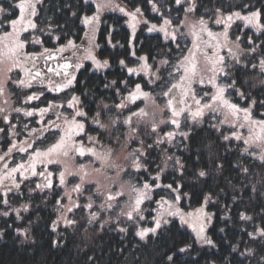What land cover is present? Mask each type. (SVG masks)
I'll return each mask as SVG.
<instances>
[{
	"label": "snow or ice",
	"instance_id": "1",
	"mask_svg": "<svg viewBox=\"0 0 264 264\" xmlns=\"http://www.w3.org/2000/svg\"><path fill=\"white\" fill-rule=\"evenodd\" d=\"M38 2L39 0H18V4L16 5L19 11L18 18L7 21L3 19V15L7 12V9L0 7V26L6 24L12 29L0 35V96H5L8 93L9 84H15L22 88H30L33 81L41 76L40 71L35 70L36 54H30L24 51L27 42L21 38L22 32L27 31L28 28H36V24L31 18L36 15V6ZM262 2H264V0H262ZM174 3L183 9L185 13L184 17L182 19L177 17L178 23L174 25L172 19L164 17L163 13H161V18L163 19L162 25L158 26L152 24L151 27L148 28V31H159L163 33L164 40L176 42V50L180 53V55L176 57L177 63L171 65L169 60L163 59L159 62L160 67H156L155 71H153L154 66L147 63L149 57L142 56L139 59L143 63L140 64L139 69L126 68L129 74L142 72L148 75L149 84H157V82H159L158 86H161L159 95L154 94V90L145 91L144 86L139 83L135 84L133 90L128 91L127 96L121 95L119 89H116L115 94L121 96L120 102L112 105L101 103L98 105L99 110L92 116L91 124L96 126L95 129H93L97 133L96 135H89L86 130V124L83 122V119H86L88 114L79 110L80 99L73 95L71 99L67 101V106L76 110H74L71 115H63V113L57 114L56 119L60 121V123L48 121V125H50L51 128L62 133L55 143L44 150H40L34 148L32 143L22 142L19 147L20 152L27 153L29 149H32L27 162L16 163L15 167H9L7 163H4L2 169L3 174L0 175V188L5 189L2 192L4 197H7V194L11 192L13 188L17 190L20 189L22 181L18 182L15 174L20 173L23 175L25 171H30L32 176H40L43 178L42 183H37L35 188L29 191L43 192L45 190H51L54 184L50 177H52L54 173L47 171L49 165H61L58 172L59 184L61 187L66 184V177L69 176L77 178L80 181L74 185L71 191L65 192L64 195L56 201L59 215L57 220L53 222V231H56L60 223L66 226H75L77 224L76 220L68 219L65 213L71 214L78 208H87L91 210L94 207L97 208L98 211H89V224L96 221L101 212H111L119 208L120 211L117 213L116 222L119 223L121 217L133 222L134 225H137L135 235L141 240L148 238L149 234L156 236L162 233L171 223L170 217H179L181 224H188L189 221L185 216L191 217L193 215L192 213L185 214L171 202L161 199V201H157V204L161 206L167 205V209L162 208L156 212L152 217L153 226H139V222L146 220V217L143 215L144 209L141 205L145 200L151 199L148 192L153 187V184H149L148 182H144L142 186L139 187H132V197L134 198H130L127 204L121 206L117 202L118 198H122L125 195L123 191L124 185L118 183V181L123 175H127L130 169L140 170L143 168L147 171V165L154 162L145 159L148 156L147 149H151L154 146L158 147L160 145L171 144L176 135L173 131L165 132L162 136L157 135L158 130H160V125L171 124L179 128L180 121L177 118L182 115L185 116L186 119L190 118L192 124L195 125L203 121L206 113H219L220 116L223 117V119L219 121L221 125L230 124L233 129L247 128V137H245L242 132L233 130L229 135H223L222 139L225 142H230L232 140L241 141L245 145L243 151L250 156H254L260 162V165L264 167V119L256 120L253 119L251 115V107L255 105L256 101L253 100L250 107L241 108L225 98V93L228 89H235V81L225 86H221L218 83V78L220 77L230 79L232 68L240 64L242 54L255 55L257 48L264 49V42L256 45L252 37H249L248 44L250 47L245 52V50L241 48V37L237 36L233 39L230 35V29L236 20L243 21L246 26H251L257 33L264 35V22H262L264 21V7L253 10L251 4L241 3L237 6L240 10H230L227 13H225L223 8H214L211 10L213 15L209 16L208 20H206L204 16H200L199 19L191 21L189 17L198 11L197 0H174ZM185 4H187V7H184ZM110 6L118 8L120 12H125L132 21H136L137 16L141 14V9L138 7L131 12H127L124 7L113 5L112 0H108L107 3L98 4L97 9L99 11L101 8ZM153 10L159 11V7L155 3H153ZM207 14L206 12L205 15ZM73 15H75V13H73ZM98 20L99 16L93 15L85 16L82 21L85 25L90 26L89 31L85 34L89 37L90 45H92L95 37L96 23ZM210 23L221 26L223 31L214 32L212 28L209 27ZM132 27L134 28L135 25L133 24ZM182 29H187V32L182 31ZM189 35L192 37L190 41L191 47L185 46L181 48L178 41ZM35 42L40 43L38 40ZM93 46L98 47V45ZM66 47L75 49L78 46L75 45L72 40H69ZM65 50V47H61L57 51L64 52ZM85 51L86 55L83 58L91 60L96 70L110 67L109 61L107 59H98L93 55L91 48L85 49ZM223 52L227 53V58L222 54ZM132 54L135 55V52ZM39 55L46 60L54 59L53 53L48 49H45L44 52ZM73 55H75V52ZM169 55H171V50H169ZM199 56H203L208 66V71L211 73L207 80V84L213 87L214 92L210 95L205 93L202 97L197 99L194 85H204L206 83L203 76L197 71ZM229 59L232 61L231 65L228 63ZM119 63L125 66V61L121 60ZM258 63L261 73L264 74V58H261ZM165 65L172 67L174 73L178 75L179 79L177 83H171V81L165 82L164 78L159 75L162 66ZM70 66L72 65L69 63L59 65V68L65 70L63 75L65 76L66 83L56 84L52 88L53 91H61L73 85L75 77L71 76L69 78L70 74L67 73V69ZM75 67L80 68L81 64L77 62ZM252 67L256 68V65H252ZM48 71L54 72L56 76L62 75L57 69L49 68ZM173 71H170L168 75L169 77L175 78L173 76ZM14 73L19 74L18 78L15 80L12 79ZM49 83H51V81H49ZM117 83V81L113 80L109 84H105L104 87L110 88ZM120 83H123L125 88H127V81H121ZM177 90H179L178 95L176 94ZM237 95L244 98L243 92H238ZM37 98L36 95H31L27 97V100L31 101ZM161 98H166V103L163 107H159L157 104V101ZM188 99L192 100V104H188ZM138 100L142 102L148 101L153 109L158 108L161 117L170 113V118L167 120L159 119V122H157L156 111H153L151 113V118H149L150 114L146 110L148 105L143 108H138L137 111H132L130 105L135 104ZM205 100L209 102H205ZM261 104L264 105V101H262ZM60 107H63V105L50 103L47 108L39 109V112L43 114L53 108ZM114 110V115H108ZM13 111L17 113L23 111L25 116L31 117L35 110L14 108ZM124 112L130 114L123 116ZM122 116L123 119H121ZM0 119L5 123H10V116L7 114L5 108H0ZM125 126H127L126 133L118 132L119 129ZM27 127L28 126L25 125V128ZM213 127H217V125H213ZM143 128L150 129V134L146 137L147 139H151L152 136L157 137L152 144H146L145 138H141V129ZM47 130V128H33L32 132L43 133ZM217 130L219 131L218 127ZM2 131H4V129H0V132ZM51 134L55 135L56 133ZM191 134V129L189 132L180 133L185 140L189 139ZM105 135L108 137L107 145L102 143V139ZM81 136L87 138V146L83 139H79ZM113 136H115V139H113ZM122 138L125 145H130L133 142L140 145L139 148L133 150L124 157L125 164L117 163L119 159L117 149L121 147ZM16 147V144H11L7 151L4 152L3 155H0V161H5L6 157H8ZM208 147L209 157L205 163H215L217 169H222L223 165L216 163L215 157L212 154L213 146L209 145ZM77 156L88 158L91 164L81 163L73 170L67 161L70 158L75 159ZM200 159L201 157L198 155L196 162L199 163ZM129 161L130 163H128ZM168 161H172L178 166L181 175H183L185 165L180 159L175 156H166L164 159V167L157 166V175L152 177L153 183L159 179L160 173L165 170ZM37 163L41 164L45 171L37 172ZM89 168H91V171H89ZM243 172L247 174L249 169L243 168ZM97 175L104 177L107 183H101L98 179H88L90 176L94 177ZM196 175L199 178H206L211 175V172L208 168H201L196 172ZM25 179H27V177H25ZM5 180L11 182V187L4 184ZM261 184L264 186V181H262ZM155 186L159 187V185ZM250 187L253 192L257 191L255 185H250ZM167 188L171 189L173 192H178L179 190V186L173 189L172 184L167 185ZM89 189H92V192L91 195L86 197L88 200L87 204L81 205L79 203H73L74 199L78 200L79 197ZM97 197L101 201L99 204L95 203V198ZM180 199L181 197L179 195L175 196V201L178 202ZM64 200L69 202L67 206L63 203ZM210 201L211 195L204 197L205 204ZM0 203L7 205L9 202L4 198L0 200ZM29 207L30 205L23 204L20 208L12 209V211L16 212L17 219H19L21 210L28 211ZM174 207V211L170 210ZM196 212L203 215L205 224L210 222L212 214L205 212L204 207L196 209ZM0 214L8 216L9 211H4ZM241 219L251 220L252 217L241 213ZM106 222H111V217L109 221ZM205 224H201L199 229L193 227V231L196 233V242L215 247L214 241L206 235ZM101 228H103V224ZM127 230V228L119 229L121 232H127ZM220 231L222 232L223 229ZM17 232L26 239L28 238L27 230L17 229ZM247 234L253 240L257 237L264 238V226H258L254 232ZM0 235H2V233H0ZM58 244L59 241H53V246H57ZM191 247V244L185 245L179 248L178 252L185 253ZM253 254L254 250L250 248L245 249L244 252L241 253V255L244 256H252ZM166 258L168 264H176L175 253L172 255L166 254ZM261 259L264 260V257H261Z\"/></svg>",
	"mask_w": 264,
	"mask_h": 264
},
{
	"label": "trees",
	"instance_id": "2",
	"mask_svg": "<svg viewBox=\"0 0 264 264\" xmlns=\"http://www.w3.org/2000/svg\"><path fill=\"white\" fill-rule=\"evenodd\" d=\"M153 3L159 7V11L153 10ZM241 3L251 4L253 10L264 7L262 0H197L196 15L209 17L213 15L211 10L214 8H223L225 12L240 10L237 6ZM0 4L9 7L7 2ZM115 5H121L127 12L138 7L141 9L140 16L154 24L163 22L161 13L172 19L174 24L178 23L177 17L182 19L184 16L183 9L174 0H121L116 1ZM111 21L118 29L114 38H121L123 44H117L111 49H100L98 58L107 59L110 68L105 72H92L89 65L80 73L75 88L80 94L83 107L90 114L98 110L101 101L110 104L120 100L121 96L115 94L116 89H119L121 95L126 92L121 81H127V87L139 83L149 91L161 87L158 86L159 82L150 85L144 76L127 72L126 68H132L138 62L129 45L130 29L127 24L124 26L120 17H112ZM248 35H253L258 45L264 42V35L247 29L242 40L246 48H249ZM178 42L181 48L185 47L183 38ZM175 43L165 41L160 33H147L145 24H142L135 39V55L147 56L151 62L162 58L175 65L176 57L180 55ZM261 55L264 56L262 48L255 55L242 54L244 64L235 65L230 79H226L229 84L235 81V89L231 90L238 105L250 107L252 101H256L251 107L252 118L256 120L264 119V105L261 104L264 101V86L259 85L256 80V77L264 76L257 66ZM121 60L125 61L126 67L119 63ZM252 65H256V68ZM170 71L173 68L168 65L163 70L165 82L169 81ZM113 80L118 83L110 88L104 87ZM238 92H243L244 98L238 96ZM0 125L2 126L1 120ZM190 129L192 134L189 139L183 141L177 149L178 157L185 165L183 175L171 168L163 175L162 180L174 186L179 185L183 195L182 204L186 208L199 206L204 202L205 196L211 195L209 209L213 211L214 218L210 233L215 247L197 245L192 233L177 220H172L162 233L150 236L147 241L138 239L131 231L119 232L113 228H105L100 232L84 222L53 231L52 225L58 213L56 201L60 199V191L53 188L42 193H29L24 188L22 195L14 196V203H29L28 211L21 212L19 219L16 212H11L8 216L0 214V264H168L166 254L173 253L176 264H264L261 259L264 257V238L257 237L253 240L247 234L254 232L258 226H264V186L261 184L264 181V167L254 156L243 151L242 143L223 141L226 129L219 128L218 131L211 120L205 119L202 125ZM9 142L2 140L0 146L5 150ZM209 145L213 146L212 154L216 163L223 165L222 169H217L215 163H205L209 157ZM154 155L158 163L159 155ZM198 155L201 157L199 163L196 162ZM8 162H11L10 158ZM201 168H208L211 175L206 178L197 177L196 172ZM243 168H248L249 172L245 174ZM250 185H255L257 191L253 192ZM158 191L155 192V200L161 197ZM160 192L165 194L166 190ZM4 211H8V208L0 204V213ZM241 213L252 219L242 220ZM17 229L27 230L28 238L17 232ZM53 241H59V244L53 246ZM188 244L192 247L187 252H178L179 248ZM247 248L254 250L252 256L241 255Z\"/></svg>",
	"mask_w": 264,
	"mask_h": 264
},
{
	"label": "rangeland",
	"instance_id": "3",
	"mask_svg": "<svg viewBox=\"0 0 264 264\" xmlns=\"http://www.w3.org/2000/svg\"><path fill=\"white\" fill-rule=\"evenodd\" d=\"M14 3H15V5H17L18 4V0H15ZM184 7H187V4H185ZM225 13H227V12H225ZM184 15H185V13H184ZM16 18H18V16H15V18H12V19H16ZM204 18L206 20L209 19V17H204ZM189 19L191 21H195V20L199 19V16H197L194 13V14H192L189 17ZM145 22H147V23H145ZM162 23H160V24L157 23L156 25L159 26V25H162ZM128 24H129L130 35H131L130 45H131L132 51L135 52L134 42H135L138 30L142 27V24H145V31L147 33H151V32L148 31V28L151 27V25L154 24V23H152L151 21H149L146 18H142L141 16H137V20L136 21H132L131 18L128 16ZM133 24L135 25L134 28L132 27ZM173 24H174V22H173ZM209 27H211L214 32L223 31V28L221 26L214 25L212 23L209 24ZM247 29L253 30V32L255 34H259V33H257L255 31L254 28H252L251 26H246L243 21H239V20H236L233 23V25H232V27L230 29V35L232 36L233 39H235V37H237V36L241 37V48L244 49L245 51H247L249 48H246L244 46L242 40L244 39V36L246 35V30ZM11 30L12 29L9 26L6 27V28H4V26H0V35H3V32H5V31H11ZM182 31L187 32V29H182ZM153 32L160 33L163 36V33L159 32V31H153ZM249 37H252L254 43L256 45H258V43L254 39L253 35H248L247 36V44H248V38ZM191 39H192V37L190 35L186 36L185 38H183L185 46H187L189 48L191 47V43H190ZM31 40L34 41V42L36 40L39 41V36L37 34L33 33V38ZM249 47H250V45H249ZM257 51H260V48H257ZM222 54H224L226 56V58H227V53L226 52H223ZM142 56H144V55L137 56V58H138V66H140L141 63H143L139 59ZM261 58H264V56L261 55L259 57V60ZM98 59L105 60V59H102L100 57ZM161 60H163V59L160 58V59L156 60L155 62H151L148 59L147 63H149L150 65H153L154 66L153 67V71H155L156 67H160L159 62ZM90 62H91V65H92V68H91L92 72H96V71L105 72L108 68H110V67H108L106 69L96 70L91 60H90ZM176 63H177V61L175 62V64ZM228 63H229V65H231L232 61L229 59ZM240 64H244L242 58H241ZM257 66L259 68V63L257 64ZM44 68L47 69V71L45 72L46 74H52L53 73V72H49L48 71L49 68H53V67H49L48 66V68L43 67V69ZM166 68H167V65L162 66V70L159 73V75L161 77L163 75V70L166 69ZM259 70L261 71L260 68H259ZM197 71L199 72V74L201 76H203V78L206 81V83L204 85H199V84H195L194 85L197 99H199L205 93H208L210 95L212 92H214L213 87L210 84H207V80H208L209 76L211 75V73L208 71V66H207L203 56H199L198 57ZM135 73L144 76L145 79L149 81V76L146 75L145 73H142V72H135ZM18 75H19L18 73H14L13 76H12V79L13 80L17 79ZM173 76L175 78L170 77L169 81H171V83H177L178 79H179L178 75L173 72ZM256 80H257V83L259 85H263L264 86V76L263 75H261L260 77H256ZM218 83L221 86H225V85L229 84L228 80H226L223 77L218 78ZM150 85H153V84H150ZM47 88H49V87H47ZM28 89L29 88L18 87L15 84H9L8 85V93L5 96H0V108H5L7 110V114H9V116H10V123H5L2 119H0L1 122H2V126L0 125V129H4V131L0 132V142H2V140H9L10 141L9 143H7V147H6L5 150L3 149L2 145L0 146V152H1L0 155H3L4 152H6L7 149L11 146V144H16L17 145V147L15 149H13V152L8 157H6L5 161H3L0 164L2 166L4 165V163H7V164H10L9 167H15L16 163L27 162L28 157H29V155L32 152V149H29V151L27 153L20 152L19 151V147L21 146L22 142H27V143H32V144H33V142L38 143V144H33V147L34 148H38L40 150H44L47 147H50L53 143H55L57 139H59V135L60 134H57V133L55 135L50 134V136L46 140H41L40 142H37V140H35V138L28 137V134L33 133L32 132L33 128L37 129V127H42L41 125H39L36 122H34L32 120V118H33V116H37V115H38V120H39V118H41L42 114L39 112L40 103H43L45 98H43V96H41V97H39V96L41 94L45 95V93H46L45 91H47V90H45V91L41 90V88L38 87V86L34 87L32 91H29ZM128 89L129 90H133L134 88L128 87ZM69 90H70V87L67 90L68 93H65L61 97L55 98V100L58 103H65L67 105V101L69 99H71V97L73 95L79 97V95H78V93H76V91H74V90L69 91ZM48 91H50V90H48ZM128 91L124 94V96H127ZM145 91H147V90H145ZM158 92L159 93H156V95L160 94L161 87H160V90H158ZM31 95H36L38 98L35 99V100H31V101L27 100V97L31 96ZM225 98L230 100L232 103L237 104L235 102V100L233 99V92H232L231 89H228L226 91ZM118 102H120V100ZM205 102H209V101L205 100ZM101 103L109 104L106 101H101L100 104ZM165 103H166V98H161V99H159L157 101V104L159 105V107H163L165 105ZM112 104H114V103H110L109 105H112ZM135 104H131L130 105V107H131V109L133 111H137L138 108H143L146 105H148L146 110L150 114L149 118H151V113L153 111H156V113H157V122H159V119L167 120V119L170 118V113L161 117L160 114H159V109L158 108L157 109H153V107L150 105V103L148 101H143L142 104L137 109L134 110L133 107H134ZM188 104H192V100L191 99L188 100ZM238 106L241 107V108H247L246 106H240V105H238ZM14 108H21V109H24V110H35V111H34L33 116L29 117V116H25L23 111L19 112V113L13 111ZM52 110H55V108H53ZM74 110H76V109L68 107V108L64 109L62 113L64 115H71V113ZM79 110H82V111H84V112H86L88 114L87 118L83 119V122L86 124V130L88 131L89 135H96L97 133L93 130V129H95L96 126L91 124V119H92V116L94 115L95 112L93 114L88 113L85 110V108L81 105V103L79 105ZM114 114H115V110L113 112L109 113L108 115H114ZM129 114L130 113L124 112L123 116H127ZM123 116L121 117V119H123ZM177 119L180 121L179 128H177L176 126L171 125V124L160 125V130H158V134L157 135L162 136L163 133L170 132V131L175 132L176 135H175V138H174V140H173V142L171 144L160 145L158 147L154 146L151 149H147L148 156L145 159L150 160V161H154L153 163H149L147 165V171H145L143 168L140 169V170L130 169L128 171V174L127 175H123L122 178L118 181V183L124 185L123 191L125 192V195L122 198H118L117 202L119 203V205L123 206V205L128 203L130 198H134V197H132V187L142 186V184L144 182H148L149 184H153V187L148 192V195L151 197V199L150 200H145L144 203L141 205V207L144 209L143 215L146 217V220L139 222V226H142V227H151V226H153L152 225V217L156 214V212L161 210L162 208L163 209H167V205L161 206V205L157 204V201H161V199H163L164 201H168V202H171L172 204H174L175 207H178L179 209H181L183 213H185V214L192 213L193 214L191 217L185 216V218L189 221L188 224H181V221H180L179 217H170L169 219L171 221L172 220H177L183 227H186L192 233V235L194 236V239L196 241V233L193 231V227H195L196 229H199L201 224H205V219H204L203 215L200 214V213H197L196 209L204 207L205 212H207L209 214H212L210 222L205 224L206 235L208 237H210L214 241V239H213V237H212V235L210 233L211 223H212V220L214 218L213 211H211L209 209V203L211 201L209 203H207V204H205V202H203L202 204H200L199 206H197L195 208H186L182 204L183 195L180 193V187H179L178 192H173L171 189L167 188V185L172 184V183H164L163 180H162L163 175L168 170H170L171 168L179 171L178 166H176L172 161H168L167 167L165 168V170L162 173H160V177H159L158 180L155 181V183H153L152 177H155L157 175V171H156L157 169L154 170V168H157V166H160V167L163 168L164 167V159H165L166 156L178 157L177 149L179 148V146L182 145L183 141H185V139L180 135V133L189 132L191 127L202 125L204 123L205 119L211 120L213 125H217L218 128H225L226 129V135H229L231 131L235 130V131L242 132L243 135L245 137H247L248 130H247V128H244V129H239V128L233 129L230 124L221 125L219 123V121L222 120L223 117L220 116L219 113H215V114L206 113L205 117L203 118V121L201 123H198V124H195V125L192 124V121H191L190 118L186 119L185 116H183V115L178 117ZM241 120H242V114H241ZM25 125H27L28 127L25 128ZM35 125H37V126H35ZM118 132H125L126 133L127 132V126H125L124 128L119 129ZM149 134H150V129H148V128L141 129V138H145V143L146 144H152L153 141L157 138L156 136H152L151 139H147L146 137ZM79 139H83L85 141V143H86V146H87V138L86 137L81 136ZM113 139H115V136H113ZM234 141H236V140H234ZM236 142L242 143L241 141H236ZM102 143H104L105 145L108 144L107 135H105V137L102 139ZM139 147H140V145L138 143H135V142L131 143L130 145H125L124 141H123V138H122L121 139V147L117 149V155L119 157V159L117 160V163L125 164L126 162L124 160V157L127 156L128 153L132 152L133 150H135V149H137ZM244 147H245V145L243 144V148ZM16 153H18V155H15ZM155 153H158V155H159L158 163H156V157L154 155ZM19 154H22V155H19ZM9 158L11 159L10 163L8 162ZM67 163L74 170L75 168H77L79 166V164H81V163L91 164V161L88 158H86V157H78L77 156L75 159H71L70 158L67 161ZM128 163H130V161ZM96 166H98V165H96ZM60 168H61V165H49L48 168H47V171H51L52 173H54V175L52 177H50V179L53 180V184H54L53 188L58 189L60 191V198H61V196H63L65 192L71 191V189L74 187V185L79 183L80 181L77 178L69 176V177H66V184L63 187H61L60 184H59V176H58V172H59ZM2 169H3V167H0V175L3 174ZM36 169H37V172L45 171L44 167L41 164H39V163H37ZM89 171H91V168H89ZM15 175H16V179H17L18 182L22 181L21 187H20L19 190L13 188V190L7 194V197H4L2 195V192L5 189L0 188V200L6 198L8 200V202H9L7 205H5L3 203H0V204L2 206H4V207H7L9 213H11V212L15 213V211H12V209L20 208L21 205H23V204H28L29 205V203H21L19 205H16L14 203V199H15L14 196L22 195L23 192H24V188H26L29 193H33V192L42 193L41 191H29V190L30 189H34L35 185L37 183H42L43 182V178H41L40 176H32L30 171H25L23 173V175H21L20 173H17ZM25 177H27V179H25ZM88 179L89 180L98 179V180L101 181V183H107V181H105L104 177L99 176V175L94 176V177L90 176V177H88ZM4 184L9 186V187H11V182L10 181L5 180ZM155 185H159V187H156ZM172 186H173V189H175L179 185L174 186L172 184ZM154 190H156V191L159 190L158 193L161 194L160 195L161 197H159L157 200H155L156 196H153ZM161 190H166V193H165L166 195L162 194V192H160ZM45 191H49V190H45ZM45 191H43V192H45ZM91 192H92V189H89L88 191H85L83 193V195L79 197L78 200L74 199L73 203H79L81 205L87 204L88 200L86 199V197L91 195ZM163 193H164V191H163ZM176 195H179L181 197V199L178 202L175 201V196ZM100 202L101 201H100V199L98 197L95 198V203L96 204H99ZM63 203L65 204V206H67L69 202L67 200H64ZM151 203H153V204H151ZM175 207L170 209V210L174 211ZM89 211H98V209L95 208V207L93 209H91V210H88L87 208H78V209H75L73 213H71V214L65 213V215H67L68 219L76 220L77 224H80V223L84 222L88 226L94 227L96 230H98L100 232L103 231L105 228H113V230H115V231H119L120 228H127L128 229L127 232L131 231L135 235V232L137 231V225H134L133 222L128 221L124 217L120 218V222L119 223L116 222L117 213L120 211L119 208H116L115 211H111V212L110 211L101 212L100 216L98 217V219L96 221H93L91 224L88 223ZM21 212H26V211L21 210ZM58 215H59V213H57V217H56V219L54 221L57 220ZM110 217H111V222H106V221H109ZM102 224H103V228H101ZM61 227H71V226H66L63 223H60L59 226L56 228V230L61 228ZM119 232H121V231H119ZM135 236L138 239H140L137 235H135ZM150 236H153V235L149 234V237ZM148 238H146L145 240H142V241H147ZM196 243H197V245L203 246V247L210 246V245L202 244V243H199V242H196Z\"/></svg>",
	"mask_w": 264,
	"mask_h": 264
},
{
	"label": "flooded vegetation",
	"instance_id": "4",
	"mask_svg": "<svg viewBox=\"0 0 264 264\" xmlns=\"http://www.w3.org/2000/svg\"><path fill=\"white\" fill-rule=\"evenodd\" d=\"M116 1L120 2L121 0H112V4L115 5ZM2 2H7L9 4V7L0 4V7L7 9V12L3 15L5 21L11 20L12 18H15V16H19V11L14 3L15 0H0V3ZM107 2L108 0H39L37 3L36 15L31 18L36 24V28H28L27 31H24L21 34V38L27 42L24 51L26 53L36 54L35 70H39L41 73V76L33 81L29 90L36 86L41 89L45 88L50 90V93H45V95L39 96L45 98L44 102L40 103V109L47 108L50 103L63 105V107L55 108V110L51 109L41 115V118L36 122L42 127H37V129L47 128L48 130L43 133H32L31 137L35 138V140L44 139L52 132H59L62 134L60 131L51 128V126L48 125V121L60 123V121L56 119L57 114L62 113L64 109L68 108L65 103H58L55 100V98L58 97V94L62 95L68 93V88L62 89L61 92L52 90L56 84L66 83L65 76L63 75L65 70L59 68V65L64 63L72 65L67 69V73L70 74L69 78L71 76L75 77L73 85L70 86V90H72L78 85L80 73L91 65L90 60L83 58L86 55L85 49L91 48L93 55L98 58L97 55L99 54L98 52L100 49H111L117 44H123L121 38H114V33L118 32V29L113 25L111 18H115L116 16L120 17L123 19L122 23L124 26L127 24L129 27L128 15L125 12H120L119 9L117 11V9L112 6L101 8L98 11L97 5ZM54 7L56 10H50ZM73 13H75V15H73ZM93 15H98L99 20L96 23L94 40L92 45H90L89 37L85 35L86 32L89 31L90 26L85 25L82 21L85 16ZM33 33L39 36L40 43L31 40L33 38ZM69 40H72L78 47L75 49L67 48L66 46ZM93 45H98V47H94ZM61 47H65L66 50L64 52H58L57 50ZM45 49H48L53 53L54 59L46 60L39 55L44 52ZM74 52L75 55H73ZM134 56L137 57L136 55ZM77 62L81 64L80 68L75 67ZM48 66L57 69L62 75L56 76L54 72L52 74H46L45 72L47 69H43V67L48 68ZM49 81H51V83H49ZM176 94H179V90H177Z\"/></svg>",
	"mask_w": 264,
	"mask_h": 264
}]
</instances>
